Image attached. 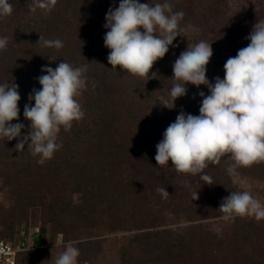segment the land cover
<instances>
[{
	"label": "trees",
	"instance_id": "16d2710c",
	"mask_svg": "<svg viewBox=\"0 0 264 264\" xmlns=\"http://www.w3.org/2000/svg\"><path fill=\"white\" fill-rule=\"evenodd\" d=\"M9 2L12 14L0 18V37L8 38L7 47L0 50V84L18 85L20 112L12 123L25 127L17 139H0V239L25 241L27 225L41 222L33 246L17 253L14 264H53L50 250L59 234L66 242L105 232H129L118 249L123 264H264V220L236 217L233 237L220 241L200 223V203L175 207L156 191L165 188L155 160L156 145L181 111L199 115V93H210L204 85L189 83L186 95L177 98L171 109L162 105L161 97L173 106L169 96L173 64L188 46L198 43L188 35L206 31L207 20L221 10L225 0H167L173 12L184 15L179 35L154 63L148 78L132 76L119 66L112 69L108 63L105 17L121 0H57L51 12L37 9L35 13L29 8L33 0ZM139 2L154 6L166 0ZM39 35L60 39L64 46L59 50L41 47ZM61 61L73 67L87 65L86 89L77 97L85 115L73 122L70 131L61 128L57 143L62 147L52 159L39 164L27 144L20 152L15 145L30 131L23 110L25 104L34 106L28 97L33 89L41 88L37 78L46 74L42 68L55 69ZM206 68L210 82L224 78L225 72L213 65L212 58ZM230 162L225 156L204 169L216 177L217 185L208 191L214 192L220 204L231 192L239 191L227 175ZM248 170L264 178V163L237 169ZM179 175L187 180L193 177ZM174 220L185 224L167 228ZM98 243L84 241L77 260L91 264L94 258V262Z\"/></svg>",
	"mask_w": 264,
	"mask_h": 264
},
{
	"label": "clouds",
	"instance_id": "9594fccd",
	"mask_svg": "<svg viewBox=\"0 0 264 264\" xmlns=\"http://www.w3.org/2000/svg\"><path fill=\"white\" fill-rule=\"evenodd\" d=\"M56 2L33 0L29 8L32 13L37 9L51 12ZM12 12L9 0H0V18ZM183 15L173 12L167 0L154 6L139 0H121L118 7L109 8L104 25L109 30L104 44L110 49L107 59L112 69L119 66L132 76L148 78L154 63L166 55L179 35ZM246 39L250 43L227 59L224 78L216 77L214 83L206 76V66L213 55L211 43L200 41L188 46L176 59L174 83L169 92L173 106L169 107V100L161 97L162 105L173 108L174 101L186 95L189 83L206 86L210 94L199 93L202 97L199 115L181 111L166 128L163 139L156 145L155 160L160 167L168 168L171 161L177 173L194 176L227 156L232 161L227 171L236 175L238 168L264 162V20L255 23ZM7 43V37H0V50ZM37 43L56 50L64 46L60 39L49 40L40 35ZM87 70V65L73 67L64 61L55 69L42 68L46 74L37 78L41 88L33 89L28 97L30 102L35 101L34 106L25 104L23 110V116L30 121V131L15 145L17 152L25 150L27 144L31 154L39 157V164L52 159L62 147L57 143L61 128L70 131L73 122H79L85 115L77 97L86 89ZM92 87L95 88L94 83ZM20 99L18 85L0 84V139L11 141L21 136L25 125L12 123L19 118ZM201 179L204 184L213 185L208 175H202ZM156 191L162 198L169 196L165 188L158 187ZM192 195L193 200L198 199L197 192ZM218 211L223 213L224 221L236 217L264 220V204L248 191L231 192ZM79 254L69 241L54 264H77Z\"/></svg>",
	"mask_w": 264,
	"mask_h": 264
},
{
	"label": "rangeland",
	"instance_id": "374dc122",
	"mask_svg": "<svg viewBox=\"0 0 264 264\" xmlns=\"http://www.w3.org/2000/svg\"><path fill=\"white\" fill-rule=\"evenodd\" d=\"M221 10L207 20V30L200 31L198 35H188L191 41H205L211 43L213 50L212 63L215 67L224 71V64L229 57L236 56L238 50L246 47L250 41L246 39L253 30V26L257 21L264 20V0H225L221 5ZM189 32L192 30L188 29ZM264 163V162H261ZM231 164V162L229 163ZM258 164V163H256ZM160 169L162 182L165 185L169 196L165 199V203L173 204L175 207H180L184 203L190 201L200 203L198 205V213L202 215L201 224L205 230L213 234L218 240L223 241L233 237L232 221H224L221 217L223 213L219 210L220 203L216 202L214 192L208 191L209 186H216V177L203 171L200 174L194 175L187 180L181 178L179 173L174 169L158 166ZM247 172L237 171L236 175H227L232 185L239 191H248L250 194L264 204V178L262 175L252 174ZM202 175H208L212 179L213 185L204 184L201 179ZM1 181V180H0ZM198 193V199L193 200V193ZM76 195L73 196V199ZM175 221V220H174ZM172 225H171V224ZM176 223V224H175ZM184 221L177 220L169 222L167 228L175 229L184 225ZM41 225L38 220L34 226L29 223L27 225V239L32 245L37 228ZM129 232H105L94 237L81 238L76 240L68 239L62 241L59 234L56 242L50 250L52 263L58 255L64 251L67 242L72 241L76 248H79L84 241L93 240L99 242L94 245L96 260L91 264H123L118 256V249L122 245L121 238L127 236ZM50 247V246H49ZM77 264H89L88 260H77ZM154 264V263H149Z\"/></svg>",
	"mask_w": 264,
	"mask_h": 264
},
{
	"label": "built area",
	"instance_id": "2783aa9c",
	"mask_svg": "<svg viewBox=\"0 0 264 264\" xmlns=\"http://www.w3.org/2000/svg\"><path fill=\"white\" fill-rule=\"evenodd\" d=\"M30 241L26 238L25 241L18 243H9L0 239V264H14L17 253L29 249L33 246L29 244Z\"/></svg>",
	"mask_w": 264,
	"mask_h": 264
}]
</instances>
